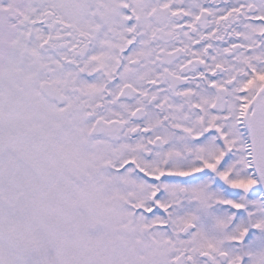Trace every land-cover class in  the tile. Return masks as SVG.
I'll use <instances>...</instances> for the list:
<instances>
[{"label":"snow or ice","instance_id":"1","mask_svg":"<svg viewBox=\"0 0 264 264\" xmlns=\"http://www.w3.org/2000/svg\"><path fill=\"white\" fill-rule=\"evenodd\" d=\"M0 264H264V0H0Z\"/></svg>","mask_w":264,"mask_h":264}]
</instances>
